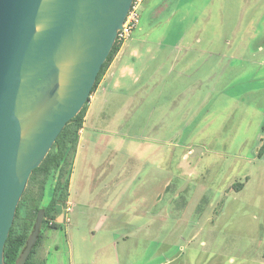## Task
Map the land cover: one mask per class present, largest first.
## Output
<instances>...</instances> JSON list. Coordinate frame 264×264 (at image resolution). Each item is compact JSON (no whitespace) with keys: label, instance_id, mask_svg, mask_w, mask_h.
Returning a JSON list of instances; mask_svg holds the SVG:
<instances>
[{"label":"rangeland","instance_id":"rangeland-1","mask_svg":"<svg viewBox=\"0 0 264 264\" xmlns=\"http://www.w3.org/2000/svg\"><path fill=\"white\" fill-rule=\"evenodd\" d=\"M200 1H143L145 70L122 113L91 117L46 264H264V0Z\"/></svg>","mask_w":264,"mask_h":264},{"label":"water","instance_id":"water-1","mask_svg":"<svg viewBox=\"0 0 264 264\" xmlns=\"http://www.w3.org/2000/svg\"><path fill=\"white\" fill-rule=\"evenodd\" d=\"M133 0H0V264L30 177L88 102ZM41 209L24 264L37 242Z\"/></svg>","mask_w":264,"mask_h":264},{"label":"trees","instance_id":"trees-1","mask_svg":"<svg viewBox=\"0 0 264 264\" xmlns=\"http://www.w3.org/2000/svg\"><path fill=\"white\" fill-rule=\"evenodd\" d=\"M120 48L121 44L116 42L98 74L91 95L98 87ZM89 101L90 97L80 113L71 119L59 134L42 164L34 169L27 189L18 205L15 221L6 242L5 264H15L26 248L28 238L34 229L41 209L45 211L42 228L37 242L24 264H46L44 260L38 257L40 247L45 240L44 230L47 228L58 229L61 226L56 220L57 213L63 209L69 198L80 130L83 127Z\"/></svg>","mask_w":264,"mask_h":264},{"label":"crops","instance_id":"crops-1","mask_svg":"<svg viewBox=\"0 0 264 264\" xmlns=\"http://www.w3.org/2000/svg\"><path fill=\"white\" fill-rule=\"evenodd\" d=\"M193 2H197V0H192ZM199 1V0H198ZM203 2L204 6L207 4V6L211 7L213 4V0H209V2L205 3V0L200 1V3ZM206 22H210L211 17L209 16H203L202 17ZM223 17L219 16L218 23H223L222 21ZM220 36V33L211 34V38L207 40L208 47L207 50L212 52V49L214 46H216L218 37ZM150 37L149 33H132L129 40H127L120 48L119 52L116 54L112 62L110 63L107 71L105 72L104 76L102 77L98 87L93 93V96L91 97V100L88 103L87 112L84 118L83 127L80 130V137H79V145L77 149V154L75 158V164L77 163V160L80 155V143L82 139H86L88 137H95L97 132H99V124L91 122L92 116H97L99 119L101 116H107L108 113L112 112L120 114L122 113L128 102L130 101V98H125L123 95H126L128 97V91L132 88H135V83H139L141 80V74L145 70L144 66L140 67V65L144 64L142 63V60L140 58L141 50L140 46L142 43L146 40H148ZM201 42V38L198 35L190 34V33H184L179 38L177 43L175 44L176 49L182 48V50H186V52H193V49L195 48V44ZM162 45H160L159 49H154V54L156 57H161L164 55V50L161 49ZM156 63L158 64L157 69L155 70L160 71L161 65L160 60H156ZM186 70H189V66L185 68ZM183 75H186V72L182 73ZM134 79V81H133ZM88 126H89V133H88ZM95 142L93 139L88 140V142ZM192 149L189 150L188 154H190ZM186 154V156L188 155ZM73 176H74V170L71 177V184L70 188L72 187L73 183ZM69 200V198H68ZM70 201V200H69ZM65 205V204H64ZM64 206L63 209L60 210L57 213V222H61L62 220H65V217L63 215ZM68 219V218H67Z\"/></svg>","mask_w":264,"mask_h":264},{"label":"built area","instance_id":"built-area-1","mask_svg":"<svg viewBox=\"0 0 264 264\" xmlns=\"http://www.w3.org/2000/svg\"><path fill=\"white\" fill-rule=\"evenodd\" d=\"M144 0H133L131 9L126 17L123 28L119 31L117 41L121 46L130 38L132 32L138 27L140 22L139 9ZM93 94L90 96V100ZM73 203L69 200L65 202L64 210L68 214L72 211ZM69 220V219H67Z\"/></svg>","mask_w":264,"mask_h":264}]
</instances>
